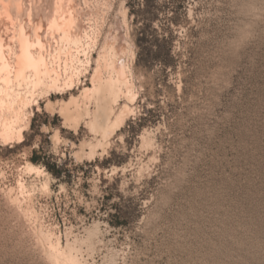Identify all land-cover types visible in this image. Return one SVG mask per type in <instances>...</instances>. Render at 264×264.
Returning a JSON list of instances; mask_svg holds the SVG:
<instances>
[{
	"label": "rangeland",
	"instance_id": "1",
	"mask_svg": "<svg viewBox=\"0 0 264 264\" xmlns=\"http://www.w3.org/2000/svg\"><path fill=\"white\" fill-rule=\"evenodd\" d=\"M74 3L0 80V264H264V0Z\"/></svg>",
	"mask_w": 264,
	"mask_h": 264
},
{
	"label": "bare ground",
	"instance_id": "2",
	"mask_svg": "<svg viewBox=\"0 0 264 264\" xmlns=\"http://www.w3.org/2000/svg\"><path fill=\"white\" fill-rule=\"evenodd\" d=\"M74 4V0H0V80L8 89L11 80L19 79L57 83L50 49L68 50L83 37Z\"/></svg>",
	"mask_w": 264,
	"mask_h": 264
},
{
	"label": "trees",
	"instance_id": "3",
	"mask_svg": "<svg viewBox=\"0 0 264 264\" xmlns=\"http://www.w3.org/2000/svg\"><path fill=\"white\" fill-rule=\"evenodd\" d=\"M139 41H142V39ZM31 161L33 164H39V161L34 157L31 159ZM43 166L45 170L49 172L58 181H61L63 176L68 175L67 170L65 169L64 165L57 166L56 164H53L52 166H49L47 164H43ZM111 225L114 227H119L122 224L121 223H114V224L111 223Z\"/></svg>",
	"mask_w": 264,
	"mask_h": 264
}]
</instances>
